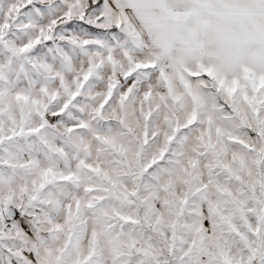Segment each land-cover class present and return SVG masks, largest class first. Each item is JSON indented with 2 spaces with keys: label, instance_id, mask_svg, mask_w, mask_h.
Wrapping results in <instances>:
<instances>
[{
  "label": "rangeland",
  "instance_id": "rangeland-1",
  "mask_svg": "<svg viewBox=\"0 0 264 264\" xmlns=\"http://www.w3.org/2000/svg\"><path fill=\"white\" fill-rule=\"evenodd\" d=\"M210 20L215 48L249 31ZM229 52L148 50L104 0H0V264H264V75Z\"/></svg>",
  "mask_w": 264,
  "mask_h": 264
},
{
  "label": "crops",
  "instance_id": "crops-1",
  "mask_svg": "<svg viewBox=\"0 0 264 264\" xmlns=\"http://www.w3.org/2000/svg\"><path fill=\"white\" fill-rule=\"evenodd\" d=\"M206 1L104 0L108 8L130 21L148 50L187 55L216 51L219 57L228 58L232 49L237 60L247 59V62L235 61V64L248 66L252 72L264 75V0H221L222 5L216 6ZM212 17L248 19V34L240 26L238 32L237 29L232 32L233 36L240 35L239 42L217 43L215 48L213 37L221 28L211 24ZM223 33L225 40L227 34L224 30Z\"/></svg>",
  "mask_w": 264,
  "mask_h": 264
},
{
  "label": "water",
  "instance_id": "water-1",
  "mask_svg": "<svg viewBox=\"0 0 264 264\" xmlns=\"http://www.w3.org/2000/svg\"><path fill=\"white\" fill-rule=\"evenodd\" d=\"M250 132L252 133V130L249 129ZM3 213H4V216L7 218V219H12L14 217H16L17 215V210L14 206L12 205H7L4 210H3Z\"/></svg>",
  "mask_w": 264,
  "mask_h": 264
}]
</instances>
